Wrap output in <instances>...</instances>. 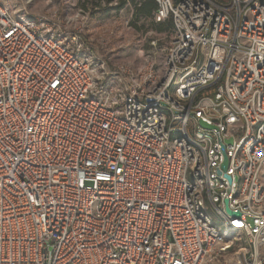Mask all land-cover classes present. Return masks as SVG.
<instances>
[{
	"label": "built area",
	"instance_id": "2783aa9c",
	"mask_svg": "<svg viewBox=\"0 0 264 264\" xmlns=\"http://www.w3.org/2000/svg\"><path fill=\"white\" fill-rule=\"evenodd\" d=\"M7 2L0 264H264V0H155L167 44L114 68Z\"/></svg>",
	"mask_w": 264,
	"mask_h": 264
},
{
	"label": "rangeland",
	"instance_id": "374dc122",
	"mask_svg": "<svg viewBox=\"0 0 264 264\" xmlns=\"http://www.w3.org/2000/svg\"><path fill=\"white\" fill-rule=\"evenodd\" d=\"M214 1L219 7H229L233 3V0ZM7 3L17 15L55 17L63 27L67 25L68 19L73 18L72 25L82 27L83 38L112 68L128 62L142 66L152 41L161 46L167 44L160 34L165 33L169 25L155 24L145 17L137 18V4L134 1L87 3L82 0H8ZM76 15H79V19ZM128 21L130 24L133 21L132 29L128 28Z\"/></svg>",
	"mask_w": 264,
	"mask_h": 264
},
{
	"label": "trees",
	"instance_id": "16d2710c",
	"mask_svg": "<svg viewBox=\"0 0 264 264\" xmlns=\"http://www.w3.org/2000/svg\"><path fill=\"white\" fill-rule=\"evenodd\" d=\"M128 1H134L137 4L136 12H135L137 18L145 17L150 20L153 12L157 9V4L155 0H128ZM166 24L169 25L167 31H170L172 29V22L168 21L166 22ZM131 26H133V21L131 22Z\"/></svg>",
	"mask_w": 264,
	"mask_h": 264
},
{
	"label": "water",
	"instance_id": "95a60500",
	"mask_svg": "<svg viewBox=\"0 0 264 264\" xmlns=\"http://www.w3.org/2000/svg\"><path fill=\"white\" fill-rule=\"evenodd\" d=\"M200 124H201V126H202L203 128L212 129V126H209L207 123H205V122L202 121V120L200 121ZM227 143H228V144H231V143H232V139H229V140L227 141ZM222 152H223L224 157H225V159H224V163H223V165H222V169H223V170H226L227 167H228V157H227V154H226V148H225V146L222 147Z\"/></svg>",
	"mask_w": 264,
	"mask_h": 264
},
{
	"label": "crops",
	"instance_id": "0c3cea01",
	"mask_svg": "<svg viewBox=\"0 0 264 264\" xmlns=\"http://www.w3.org/2000/svg\"><path fill=\"white\" fill-rule=\"evenodd\" d=\"M87 2V3H105L108 0H82V2Z\"/></svg>",
	"mask_w": 264,
	"mask_h": 264
}]
</instances>
